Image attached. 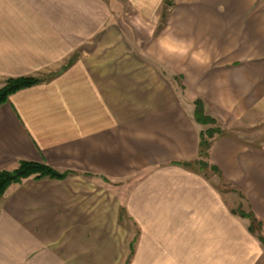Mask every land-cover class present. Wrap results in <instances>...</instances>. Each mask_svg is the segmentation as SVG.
<instances>
[{
  "label": "crops",
  "instance_id": "obj_1",
  "mask_svg": "<svg viewBox=\"0 0 264 264\" xmlns=\"http://www.w3.org/2000/svg\"><path fill=\"white\" fill-rule=\"evenodd\" d=\"M24 78L40 83L0 107V172L68 176L0 199V264H264L248 223L189 166L200 100L224 131L208 162L264 236V0H0V91Z\"/></svg>",
  "mask_w": 264,
  "mask_h": 264
},
{
  "label": "trees",
  "instance_id": "obj_2",
  "mask_svg": "<svg viewBox=\"0 0 264 264\" xmlns=\"http://www.w3.org/2000/svg\"><path fill=\"white\" fill-rule=\"evenodd\" d=\"M40 81L33 78H24V79H12L9 80L6 86L0 91V107L4 105L8 98L27 88H31L39 84ZM195 120L198 124L202 126H207L209 121L217 123L215 119L206 114V109L202 101L198 100L195 102ZM217 133V132H216ZM222 132H218L217 136H222ZM216 135L211 132H202L200 135V157L205 155L208 157V152L212 146L213 140L216 138ZM210 140V141H209ZM188 166V165H186ZM217 172L218 170L214 168ZM67 174H61L50 168L45 164H36L29 162H21L19 168L14 172H0V199L5 195L8 189L14 185L21 184L23 181L34 178L36 180L42 179H54V180H63L67 177ZM246 217V216H245ZM249 220H256L254 215L247 216ZM255 222V221H254ZM260 225L259 231L255 232L253 224L250 225V231L258 237L261 243L264 245V236H263V225L259 221Z\"/></svg>",
  "mask_w": 264,
  "mask_h": 264
},
{
  "label": "rangeland",
  "instance_id": "obj_3",
  "mask_svg": "<svg viewBox=\"0 0 264 264\" xmlns=\"http://www.w3.org/2000/svg\"><path fill=\"white\" fill-rule=\"evenodd\" d=\"M204 128H205V130H204L205 132H207V131L211 132V133L216 135L215 137H217V133L219 131L224 133V131L220 128V125H219L218 122L214 123L212 121H209L208 125L204 126ZM234 132L241 133V134L237 133L236 135H238V136L241 135L242 136V140H244V142H246V141L249 142L248 139H249V137H251L250 136L251 135L250 128H247L246 130L245 129H241L239 131H234ZM254 132H255V134L257 133L256 130ZM258 134L262 135V141L261 142L264 144V125L261 128H259V133ZM232 135L235 136V134H232ZM259 144H261V143H259ZM208 155H209V152H208ZM189 166L193 167L196 171L202 172V174L204 176H206V178L212 180V183L214 184V186H216L218 188V190L222 194H224V196L226 198V202L228 204V207L230 208L232 213L235 216L239 217L240 219L245 220L248 223V225H249V229H250V225L253 224L254 228L256 229L255 232L259 231L260 225H259L258 222L260 220L258 219L256 214L251 210V207H250L248 201L246 200L245 196L236 187H234L228 181H225L220 176V174H217L218 171L216 172L214 170V167L211 166L210 163L208 162V157L203 155V156L199 157V159L197 161H194L193 163L189 164ZM16 170H14V171H16ZM14 171H6V172H14ZM251 215H254V218H256L257 221L252 219L253 222H251V220H249L247 218V216L249 217ZM262 225H263V223H262ZM134 230H138V228L132 226V231H134ZM133 233L135 235V232H133ZM137 240H138V238L136 237V238H134L135 243L132 242V254H131V256H133L134 246L137 244V242H136Z\"/></svg>",
  "mask_w": 264,
  "mask_h": 264
},
{
  "label": "clouds",
  "instance_id": "obj_4",
  "mask_svg": "<svg viewBox=\"0 0 264 264\" xmlns=\"http://www.w3.org/2000/svg\"><path fill=\"white\" fill-rule=\"evenodd\" d=\"M163 46L169 54H177L183 57H187L190 54L191 59L194 61H200L204 56L203 52L192 51L189 45L172 46L167 43H164Z\"/></svg>",
  "mask_w": 264,
  "mask_h": 264
}]
</instances>
